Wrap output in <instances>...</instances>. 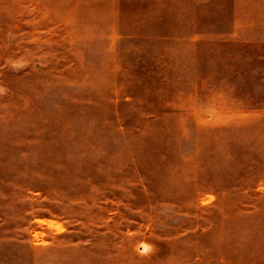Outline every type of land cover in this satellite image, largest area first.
I'll list each match as a JSON object with an SVG mask.
<instances>
[{"label": "rangeland", "instance_id": "1", "mask_svg": "<svg viewBox=\"0 0 264 264\" xmlns=\"http://www.w3.org/2000/svg\"><path fill=\"white\" fill-rule=\"evenodd\" d=\"M0 264H264V0H0Z\"/></svg>", "mask_w": 264, "mask_h": 264}]
</instances>
